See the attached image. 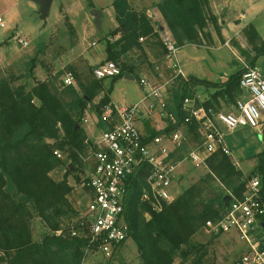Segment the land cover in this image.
Returning <instances> with one entry per match:
<instances>
[{"label": "trees", "instance_id": "1", "mask_svg": "<svg viewBox=\"0 0 264 264\" xmlns=\"http://www.w3.org/2000/svg\"><path fill=\"white\" fill-rule=\"evenodd\" d=\"M118 26L107 38V61L118 63L122 72L110 77V86L96 112L102 114L106 105L112 103L114 84L135 68L124 57L134 50L158 54L155 49L166 50L160 29L148 15V9L138 11L131 0H113ZM172 33L179 48L188 44L213 43L210 25L221 35L218 17L210 0H161L155 5ZM245 34L256 51L255 58L264 55V40L253 25L245 28ZM118 37V38H116ZM114 40H113V39ZM146 39V44L141 42ZM207 44V43H206ZM1 48V44H0ZM244 54H247L242 49ZM163 58V59H164ZM255 58H253L255 60ZM253 62V61H252ZM243 69L223 83L206 79H184L175 94L174 107L169 110L178 119L177 124L167 119L164 131L171 134L184 124L181 105L185 98L195 97L193 88L203 86L216 91L205 101L206 106L228 108L240 97V81ZM106 79V78H105ZM105 79L79 81L80 91L69 86L66 94L73 96L66 102L56 93L48 81H40L31 89L25 85L14 87L0 79V263L1 264H82L85 257V242L69 234L55 235V231L74 222L80 212L74 208L70 196L74 187L69 177L80 181L79 171L83 162L78 151L84 147L87 133L82 115L87 105L105 91ZM148 139L162 132L156 131L150 121H145ZM189 142L181 150L183 157L201 137L196 123L185 124ZM67 155V170L62 180L51 173L64 165V160L55 154ZM258 164L252 175L245 178L231 156L222 151L207 160L209 177L219 180L226 192L215 198H206L200 185H192L182 192L161 212L153 211L140 199L145 172L132 178L126 204V217L130 224L131 238L137 243L143 264H174L176 257H193L191 264H203L206 246L193 242L194 236L207 226L218 222L222 212L229 208L225 196L232 194L241 198L248 179L259 175L262 179L264 200V149L257 154ZM71 165L74 167L72 171ZM149 215V217L147 216ZM41 219L50 232L41 239L34 238L33 221ZM71 222V223H70ZM237 262V261H236ZM235 262V264H236ZM107 264H115L113 257Z\"/></svg>", "mask_w": 264, "mask_h": 264}, {"label": "built area", "instance_id": "2", "mask_svg": "<svg viewBox=\"0 0 264 264\" xmlns=\"http://www.w3.org/2000/svg\"><path fill=\"white\" fill-rule=\"evenodd\" d=\"M16 39L21 45L29 46L25 37L17 36ZM162 41L167 49L169 66L175 69V77L187 80L178 61L180 48L175 39L171 34H165ZM121 72V66L114 61H106L94 70L100 80ZM67 82L75 85V76L70 73ZM169 82L158 84L149 78H141L144 96L138 102L128 106L112 102L105 106L101 115L94 111L90 117L82 118L83 127H90L91 131L83 149L78 151L83 162V169L79 171L81 179L74 178V184L70 183L74 188L79 186L82 189L78 207L80 216L54 232L57 236L69 234L84 240L82 264L90 253H102L106 258H112L131 238L126 204L132 178L137 179L142 171L145 172L140 199L153 211L161 212L166 204L176 199L174 179L183 163L207 167V160L214 153L222 151L230 155L224 126L230 131L240 127L263 129L264 74L259 68L244 65L240 81L242 93L228 108L206 106V99L201 100L196 95L185 98L181 105L184 124L171 134L164 132L167 119L174 124L178 119L169 110L166 92ZM155 119L163 121L164 125H154ZM145 121H150L153 128L162 133L148 139ZM191 123L197 124L201 139L180 158L181 150L189 142L185 124ZM55 154L61 157L62 152L56 151ZM262 193L261 177L252 176L241 198H234L231 194L226 215L215 225L219 232L234 234L243 244L236 264H264Z\"/></svg>", "mask_w": 264, "mask_h": 264}, {"label": "rangeland", "instance_id": "3", "mask_svg": "<svg viewBox=\"0 0 264 264\" xmlns=\"http://www.w3.org/2000/svg\"><path fill=\"white\" fill-rule=\"evenodd\" d=\"M156 1L158 0H131V4L138 11L148 9L150 16V14L153 15ZM213 2L219 14L230 18L251 8V0H213ZM112 3L113 0H54L50 16L42 20L38 5L32 0H0L2 20L0 23V79L8 81L14 87L25 85L28 90L40 81H48L56 93L61 95L66 102H70L73 96L71 93L66 94L67 88L73 86L81 92L79 81L89 82L96 78L94 70L107 61L105 57L107 38L109 39L110 33L117 25L116 12ZM257 5L264 6V0L259 1ZM227 8L228 12H226ZM93 9L102 10L104 13L103 32H100L94 24V17L91 14ZM259 10L253 15L264 28V10ZM150 18L154 20L153 17L150 16ZM17 36L25 37L29 41V46L21 45L16 39ZM240 41L244 47L247 46L242 39ZM141 42L146 44V39ZM205 43L210 44L209 41ZM222 43L224 44V41ZM163 46L167 53L164 42ZM162 50L161 47L155 49L157 53H162ZM237 50L241 52L239 48H233L231 45L229 47L218 44L214 49L207 51L209 61L206 60L205 63L208 67L211 65L214 71L219 69L218 73H215V78L222 79L229 73L230 75L236 74L243 69L244 65L238 54L240 52ZM242 57L245 58L244 55ZM257 59V66L264 74V55H260ZM123 60L133 66L135 72L134 79L123 77L114 84L111 99L117 105L128 106L138 102L144 96L140 79L147 77L158 84L170 81L166 92L169 108L174 107L175 94L183 78L175 77L174 68H171L168 63L162 66L158 64L157 68L154 63L150 62L149 56L139 50L130 52ZM213 61L217 63V66ZM226 65L230 72L229 69L226 70ZM70 73L75 76V85L67 82ZM152 73H159V78H153ZM104 83L105 91L89 103L91 107L87 105L82 118H88L94 111L96 112V106L110 86V78H106ZM84 128L89 135L90 127ZM223 131L225 142L231 151V158L247 178L253 174L258 164L257 154L264 149V122L263 129L240 127L235 131H230L224 126ZM61 158L65 162L64 165L51 173L58 181L65 174L67 162H69L66 154L62 153ZM209 172L206 166H197L190 162L183 163L174 179L173 192L176 198L195 184L203 188L206 198H215L224 191L226 192V187L219 180L209 177ZM74 178V176L71 178V184H74ZM81 198L82 189L76 186L70 200L77 210ZM211 223L193 238V242L206 246L207 254L203 264H235L243 251V244L234 234L222 233L215 229L217 222ZM33 230L36 240L50 232L39 218L34 219ZM193 260V257L183 259L178 256L174 264H191ZM107 262L108 258L102 253H90L84 264H107ZM113 262L115 264H143L138 245L133 238H130L115 252Z\"/></svg>", "mask_w": 264, "mask_h": 264}, {"label": "crops", "instance_id": "4", "mask_svg": "<svg viewBox=\"0 0 264 264\" xmlns=\"http://www.w3.org/2000/svg\"><path fill=\"white\" fill-rule=\"evenodd\" d=\"M159 1L161 0L156 1L155 5ZM259 1L261 0H251V6H250L251 8H248L249 10L242 11L238 15H235L234 17L230 18V17H227V15L226 17H224L223 14H219L217 6L214 4L213 0H210L212 10L219 20L221 35L218 34V32L216 31V28L213 25H210L208 30L211 32V35L213 38L212 45L206 44V43H204V45L188 44L179 49L178 61L188 79L193 77V78L206 79V80H209L215 83H223L227 79H229L232 75H234V74L230 75L231 73H229L226 77L222 79H217L215 78L216 77L215 73L216 72L218 73L219 69H217V71H214L211 65L210 67H208L207 64L205 63L206 60L209 61L207 51L214 49L215 46H218V44L226 45L229 47L231 45L233 48H239L241 52L239 50H237V52L238 51L240 52L238 54L240 55V60L242 61L243 65L249 64L251 66H255L259 68L257 66L258 59L255 58L256 51L254 50L253 45L250 43L244 31L245 28L251 24L255 27L259 36L264 40V31H263L264 28L263 26H260V24L257 22L256 16L253 15L255 14V12H257L258 9L264 10L263 5H259V6L257 5ZM155 5L153 7V15L150 14V16L153 17L154 19L153 21L156 24L155 25L156 28L159 29L161 27L160 36H161V39H163V36L165 34L172 35V33L168 29L160 10ZM228 11L229 9L227 8L226 12ZM117 26L118 24L116 25V27ZM240 39H242L246 43L247 45L246 47H244L241 44L242 42L240 41ZM223 41H224V44L222 43ZM242 49L245 50L247 54H244L242 52ZM242 55H244L245 58H243ZM148 56H149L150 62L154 63L155 66H157V68H158V64H161V66L166 65L167 63L169 64V62L167 61V54L164 58V56L161 55L160 53L156 55L149 51ZM105 57H107V54ZM253 58H255V60ZM213 63L215 64V66H217V63L215 61H213ZM227 67L228 66L226 65V70L229 69ZM228 71L230 72V69ZM152 76L153 78H159V73H152ZM193 91L195 92V95L198 96L201 100H205V99L207 100L216 90L214 88L208 89L203 86H198V87L193 88ZM112 102L114 104H117L113 100ZM153 122H154V125H157V124L161 126L164 125V122L163 121L161 122L158 119H155ZM263 135H264V131H263ZM237 163L239 164V161H237ZM63 177L60 180H62ZM71 178H73V175L70 176V183H71Z\"/></svg>", "mask_w": 264, "mask_h": 264}, {"label": "water", "instance_id": "5", "mask_svg": "<svg viewBox=\"0 0 264 264\" xmlns=\"http://www.w3.org/2000/svg\"><path fill=\"white\" fill-rule=\"evenodd\" d=\"M33 2H35L38 5V12L40 14V18L42 20H46L51 13V8L53 5L54 0H32ZM91 14L94 17V24L96 26V28L100 31L103 32V17H104V13L102 10L99 9H93L91 11ZM126 78H130V79H134V77L132 75L127 74L125 76ZM72 171H74V167L71 165ZM225 200H227V204H229L232 200V195L228 194L225 196ZM227 213V210L225 209L222 212V217L225 216Z\"/></svg>", "mask_w": 264, "mask_h": 264}]
</instances>
